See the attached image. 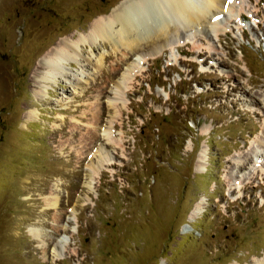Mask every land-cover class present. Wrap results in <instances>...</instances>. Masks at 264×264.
<instances>
[{"label": "rangeland", "instance_id": "obj_1", "mask_svg": "<svg viewBox=\"0 0 264 264\" xmlns=\"http://www.w3.org/2000/svg\"><path fill=\"white\" fill-rule=\"evenodd\" d=\"M121 1L0 0V264L263 261L264 161L228 172L264 137V0L156 57L97 40L42 78Z\"/></svg>", "mask_w": 264, "mask_h": 264}, {"label": "bare ground", "instance_id": "obj_2", "mask_svg": "<svg viewBox=\"0 0 264 264\" xmlns=\"http://www.w3.org/2000/svg\"><path fill=\"white\" fill-rule=\"evenodd\" d=\"M242 5L241 0H122L107 16L96 17L85 34H78L76 39L59 41L55 48L47 51L40 61L46 71L42 78L47 79V73L61 72L62 62L80 64V46H94L97 40L110 44L114 52L125 49L130 53L139 51L141 55L143 53L156 57L164 48L172 49L191 40L188 33L191 27L204 25L209 31L217 34V26L221 22L218 20L220 13L224 12L228 18H232L234 12L239 11ZM198 31L196 29V32ZM124 52L121 51V54ZM122 55L125 58L126 54ZM81 75L85 74L81 71ZM79 78L73 82L77 87L81 86ZM92 119L95 126L100 124V110L97 109ZM88 134L94 144L98 140L96 133L89 131ZM261 136H264V125ZM261 142L262 145L255 144L241 159L234 160V168L237 169L235 171L232 168L228 172L229 180L237 175L240 168H244L245 162L254 167L260 160L264 161V137ZM195 208H198V204ZM198 211L200 210H193L191 213ZM38 232V229H33L35 235H38ZM256 263L264 264V260H256Z\"/></svg>", "mask_w": 264, "mask_h": 264}]
</instances>
